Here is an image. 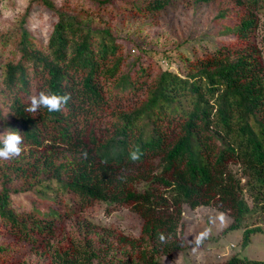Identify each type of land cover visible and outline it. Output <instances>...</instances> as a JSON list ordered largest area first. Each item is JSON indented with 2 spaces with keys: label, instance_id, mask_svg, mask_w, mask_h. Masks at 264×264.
<instances>
[{
  "label": "trees",
  "instance_id": "16d2710c",
  "mask_svg": "<svg viewBox=\"0 0 264 264\" xmlns=\"http://www.w3.org/2000/svg\"><path fill=\"white\" fill-rule=\"evenodd\" d=\"M71 1L29 0L18 23L0 29V133L24 132L21 155L0 159V232L11 238L0 264H15L13 240L39 264H157L183 248V205L227 212L246 245L262 231L250 219L264 224V51L253 37L264 0H228L216 19L233 18L232 38L178 70L118 30L127 13L154 16L174 0ZM40 4L54 22L37 46L27 11ZM45 88L71 99L60 112L29 113ZM135 146L138 162L129 160ZM27 191L23 211L13 197ZM94 202L136 213L139 235L79 218L64 226ZM225 264L264 260L233 254Z\"/></svg>",
  "mask_w": 264,
  "mask_h": 264
},
{
  "label": "rangeland",
  "instance_id": "374dc122",
  "mask_svg": "<svg viewBox=\"0 0 264 264\" xmlns=\"http://www.w3.org/2000/svg\"><path fill=\"white\" fill-rule=\"evenodd\" d=\"M28 3L29 0H0V29L17 24L18 18L25 14ZM227 3L228 0H213L208 3L174 0L154 16L133 11L127 13L126 17L120 20L118 30L121 35L129 38L131 45L135 44V51L137 46L152 51L150 54L159 58L161 67L178 70V64L184 62V59H195L210 54L221 42L232 38L228 28L233 25V18L225 15L216 19V16L226 9ZM257 13L259 24L253 37L264 51V7H260ZM27 14V26L33 41L37 46L44 45L54 22L53 12L40 4L32 6ZM112 22H115V18ZM131 52L135 54L134 50ZM232 168L239 174L236 166ZM27 192L13 195L14 205L21 207L23 211L31 208L30 198L33 195L29 193L33 192ZM247 200L251 205L250 199ZM70 201L69 205L76 206L77 202L73 199ZM60 210L64 212L65 207ZM77 218L105 225L131 236H138L141 229V219L136 213L124 207L108 206L103 202L85 206L77 216L70 212L65 218L64 226L71 230ZM232 222L233 219L227 212L216 210L210 205L195 208L183 205L182 225L177 229L183 248L168 256L161 254L157 264H225L233 254L264 260V224L258 222L255 217L250 219V226L259 225L262 231L251 234L249 242L243 245L244 228L228 229ZM205 232L207 235L203 243L194 248L193 238ZM10 240L8 235L0 232V246H7ZM10 247H18V254L17 250H11L14 255L10 260L15 264L41 263L28 247H23L14 240Z\"/></svg>",
  "mask_w": 264,
  "mask_h": 264
},
{
  "label": "clouds",
  "instance_id": "9594fccd",
  "mask_svg": "<svg viewBox=\"0 0 264 264\" xmlns=\"http://www.w3.org/2000/svg\"><path fill=\"white\" fill-rule=\"evenodd\" d=\"M71 99L70 92H64L63 94L54 91L50 88H45L39 91L38 94L30 97V103L27 111L31 114L37 113L40 109H47L48 112H60L68 104ZM21 130L13 127L7 128L3 133H0V159L8 160L21 155L24 151V136ZM143 155L140 146H135L129 152V160L132 162H138ZM207 233H201L199 236L193 238L194 248L199 247ZM159 240L165 241L163 233L159 234Z\"/></svg>",
  "mask_w": 264,
  "mask_h": 264
}]
</instances>
